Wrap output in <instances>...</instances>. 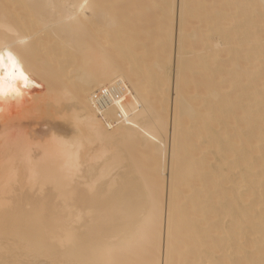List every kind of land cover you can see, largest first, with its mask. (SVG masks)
Wrapping results in <instances>:
<instances>
[{
	"label": "bare ground",
	"instance_id": "1",
	"mask_svg": "<svg viewBox=\"0 0 264 264\" xmlns=\"http://www.w3.org/2000/svg\"><path fill=\"white\" fill-rule=\"evenodd\" d=\"M83 4L0 0V264H261V0Z\"/></svg>",
	"mask_w": 264,
	"mask_h": 264
},
{
	"label": "snow or ice",
	"instance_id": "2",
	"mask_svg": "<svg viewBox=\"0 0 264 264\" xmlns=\"http://www.w3.org/2000/svg\"><path fill=\"white\" fill-rule=\"evenodd\" d=\"M262 9H264V0H261ZM73 9L71 19H76L77 16L82 15L85 11H92V6L87 4V0H85V4L83 5H71ZM92 17H89L91 19ZM262 25H264V12H262ZM20 43H27V40H21ZM262 45H264V38H262ZM6 65H10L12 71L5 76L4 74H0V98L6 96L7 94H11L13 98H22L24 92L22 89H28L30 87H36L38 85L30 78L29 73H27L24 69V59L21 52H14L9 48V50L5 53L3 49H0V70H3ZM61 143H64L61 141ZM100 164H103L104 161H99ZM77 174L79 175V168H77ZM116 171H118V165L113 167L110 175H115ZM108 176L101 177L97 181V185L101 184L105 179H108ZM155 213V209H154ZM154 230L158 229V217L154 218L153 224ZM62 243H71V237H67ZM97 264H121L118 260H105L99 261ZM261 264H264V260L261 261Z\"/></svg>",
	"mask_w": 264,
	"mask_h": 264
},
{
	"label": "rangeland",
	"instance_id": "3",
	"mask_svg": "<svg viewBox=\"0 0 264 264\" xmlns=\"http://www.w3.org/2000/svg\"><path fill=\"white\" fill-rule=\"evenodd\" d=\"M255 11H256V10H255ZM257 12H259L258 14H262V12H264V10L262 9V7H259V8L257 9ZM259 16H260V15H259ZM260 17H261V16H260ZM260 19H261V18H260ZM260 22H262V20H261ZM260 22H259L258 26L261 27V28H260V31L262 30V32H259L258 29L255 30V31L252 30V32H256V33L258 32V33L260 34V35L257 34V35H259V36H258V37H259L258 39H259V42H260V43H258L257 45H258V47L263 48V53H264V45H262V38H264V25H262V23H261V25H260ZM192 23H195V21H193ZM234 24H235V25H234ZM234 26H236V23L231 24V26H229V28H230V27L233 28ZM259 27H258V28H259ZM231 28H230V29H231ZM234 28H235V27H234ZM250 32H251V31H250ZM245 45H246V46H245L246 48H245V49L243 48V49H244V55L246 56V54H247V49H250V48H251V44L246 43ZM263 53H262V55L260 56L261 59H259V61L261 60V61L259 62V64H260V63H261V64L258 65V66H259L258 69L261 70V73H262V74H261L262 76H260V78H261V77H262V78H261V80L259 79L260 82L258 81L259 86H261V88H264V54H263ZM248 56H250V54H249ZM228 60H229V58L224 57V58H222V59L220 60V63L223 62V61H228ZM243 61H244V60H243ZM244 62H245V61H244ZM246 65H247V64H244V66H246ZM247 66H248V67H249V66L251 67V65H247ZM251 68H252V67H251ZM251 68H250L249 70L247 69L246 72L251 71ZM252 86H253V85H251V86L249 85V86L245 87V91H249L250 89H252V88H253ZM259 86H258V87H259ZM251 87H252V88H251ZM261 88H260V89H261ZM263 90H264V89H263ZM263 92H264V91H263Z\"/></svg>",
	"mask_w": 264,
	"mask_h": 264
},
{
	"label": "clouds",
	"instance_id": "4",
	"mask_svg": "<svg viewBox=\"0 0 264 264\" xmlns=\"http://www.w3.org/2000/svg\"><path fill=\"white\" fill-rule=\"evenodd\" d=\"M0 111H3V109H0Z\"/></svg>",
	"mask_w": 264,
	"mask_h": 264
}]
</instances>
